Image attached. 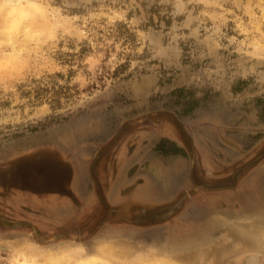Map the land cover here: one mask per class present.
I'll return each instance as SVG.
<instances>
[{
  "label": "rangeland",
  "instance_id": "obj_1",
  "mask_svg": "<svg viewBox=\"0 0 264 264\" xmlns=\"http://www.w3.org/2000/svg\"><path fill=\"white\" fill-rule=\"evenodd\" d=\"M30 2L12 32L0 13V182L30 159L69 177L76 148L126 133L174 138L190 186L171 218L158 209L112 236H91L90 214L47 235L32 196L0 188V264H264V0Z\"/></svg>",
  "mask_w": 264,
  "mask_h": 264
},
{
  "label": "crops",
  "instance_id": "obj_2",
  "mask_svg": "<svg viewBox=\"0 0 264 264\" xmlns=\"http://www.w3.org/2000/svg\"><path fill=\"white\" fill-rule=\"evenodd\" d=\"M143 139L142 145L138 143L137 137L134 139L126 133L104 144L91 139L90 154L84 155L83 148H76L72 159L69 156L73 162L70 164L72 173L69 177L60 174L64 166L51 173L45 160L42 164H34V160L31 162L30 159L23 170L6 168L9 173L4 174L5 183L0 182V188L4 192L11 191L12 195L18 192L30 194L33 213L38 210L43 213V227L48 228L47 235L55 232L52 231L56 229L55 226L66 232L68 228L65 225L76 220L79 222L87 214H90L96 226L91 236L99 233L112 236L139 232H129L125 230L126 227L144 231L148 224L134 225L131 221L152 217L158 209L167 212L162 218H171V205L178 202L181 188L188 192L190 182L184 166L179 163L180 146L174 138H166L167 144L171 146L165 149H161L157 142ZM134 140L137 146H132ZM85 144L88 145V142L81 141L76 147H85ZM102 146L106 148L104 154L99 155ZM88 157L90 162L87 166L82 161ZM18 175L22 181V176H26L25 189L16 182ZM7 203L16 209V200H8ZM25 205L30 214L31 209ZM92 238L96 243L109 242V239ZM63 243L70 244L71 241Z\"/></svg>",
  "mask_w": 264,
  "mask_h": 264
},
{
  "label": "clouds",
  "instance_id": "obj_3",
  "mask_svg": "<svg viewBox=\"0 0 264 264\" xmlns=\"http://www.w3.org/2000/svg\"><path fill=\"white\" fill-rule=\"evenodd\" d=\"M33 9H37V6L30 0H0V13H4L10 22L6 31H14L20 20L27 19ZM7 43H11V39Z\"/></svg>",
  "mask_w": 264,
  "mask_h": 264
},
{
  "label": "bare ground",
  "instance_id": "obj_4",
  "mask_svg": "<svg viewBox=\"0 0 264 264\" xmlns=\"http://www.w3.org/2000/svg\"><path fill=\"white\" fill-rule=\"evenodd\" d=\"M84 1V0H83ZM235 1H237V0H235ZM239 2H240V0H239ZM241 3V2H240ZM239 7V6H238ZM40 114V113H39ZM42 114V113H41ZM37 115H38V113H37ZM254 226V225H253ZM244 231V230H243ZM242 231V232H243ZM238 234V233H237ZM236 236V235H235ZM81 250V249H80ZM101 250V254L106 258V261H110V260H121V258H123V256H124V254H125V252H124V254L123 253H121L119 250H116V249H114V248H112V247H110V246H106V247H103L102 249H100ZM71 252H73V253H69V255H72L73 256V254L75 255V254H77L78 252H79V250H77V249H73ZM246 254H248V253H246ZM258 253H256L254 256L252 255H250L251 257H249V258H247V259H244V261L245 260H247L248 262L246 263V264H258L257 262H259L256 258H255V256L257 255ZM77 255H79V253L77 254ZM245 255V254H244ZM246 256V255H245ZM70 257V256H69ZM257 257V256H256ZM246 258V257H245ZM255 259H256V261H255ZM258 259H259V257H258ZM82 260V259H81ZM124 260V259H123ZM165 260H167V259H165ZM85 261V260H84ZM235 261V260H234ZM80 262H82V261H80ZM176 263V262H175ZM175 263H172V262H160V260H159V262H152V263H147V262H145V263H143V262H141V263H139V264H175ZM62 264H64V263H62ZM69 264H72V263H69ZM85 264H105V263H103L101 260H97V259H95V258H92V259H88V261L85 263ZM110 264H112V263H110ZM131 264H134V262L133 263H131ZM243 264H245V263H243Z\"/></svg>",
  "mask_w": 264,
  "mask_h": 264
},
{
  "label": "water",
  "instance_id": "obj_5",
  "mask_svg": "<svg viewBox=\"0 0 264 264\" xmlns=\"http://www.w3.org/2000/svg\"><path fill=\"white\" fill-rule=\"evenodd\" d=\"M85 119H86L85 117H81L78 120H76L75 124H78V123H80L82 121H85Z\"/></svg>",
  "mask_w": 264,
  "mask_h": 264
},
{
  "label": "flooded vegetation",
  "instance_id": "obj_6",
  "mask_svg": "<svg viewBox=\"0 0 264 264\" xmlns=\"http://www.w3.org/2000/svg\"><path fill=\"white\" fill-rule=\"evenodd\" d=\"M104 126H106V128H107L108 124L106 123V125H104ZM106 128H105V129H106Z\"/></svg>",
  "mask_w": 264,
  "mask_h": 264
}]
</instances>
